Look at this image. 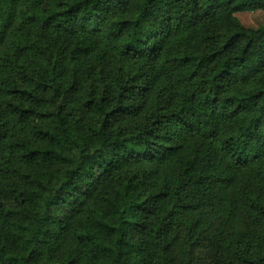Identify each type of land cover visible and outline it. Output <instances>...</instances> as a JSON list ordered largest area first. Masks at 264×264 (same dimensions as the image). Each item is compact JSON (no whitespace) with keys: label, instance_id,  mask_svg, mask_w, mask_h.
Here are the masks:
<instances>
[{"label":"trees","instance_id":"16d2710c","mask_svg":"<svg viewBox=\"0 0 264 264\" xmlns=\"http://www.w3.org/2000/svg\"><path fill=\"white\" fill-rule=\"evenodd\" d=\"M256 11L264 0H0L3 126L27 125L49 105L48 122L23 136L0 131V169L14 151L21 166L58 167L15 171L30 197L23 189L4 202L0 188V264H51L68 226L59 210L92 197L89 224L74 231L77 249L61 264L82 255L90 264H154L152 243L157 263L197 264L201 227L224 253L264 264L235 241L246 223L264 230V27L236 18ZM105 44L125 60L162 59L129 78L119 64L111 98L104 78L102 94L90 82ZM125 108L145 115L111 131ZM78 110L95 116L89 138L71 115ZM142 163L151 165L143 183L131 175L116 186L115 172ZM108 178L109 187L96 188Z\"/></svg>","mask_w":264,"mask_h":264},{"label":"rangeland","instance_id":"374dc122","mask_svg":"<svg viewBox=\"0 0 264 264\" xmlns=\"http://www.w3.org/2000/svg\"><path fill=\"white\" fill-rule=\"evenodd\" d=\"M236 18L240 21V23L246 27V28H253L258 29L259 27H264V11H256V12H246V13H240L236 15ZM107 44L100 45L101 54L107 52V56L104 59V63L102 65L101 71L99 73H96L95 75L97 78L90 79V82H93L95 80L99 83L98 92L102 94L103 91H106L107 88L104 86L103 78L107 82L108 88H109V94L112 98L113 92H114V83L111 79L113 75H115L114 72H116V69L119 64H123V74L126 78H129L132 76L133 71L135 70V67L142 66L143 68H152L154 66H158L159 61L162 59V57L154 59V60H141V61H134V60H125L121 56H119L116 52H113L111 50H107ZM29 87V86H28ZM35 89V86H34ZM41 93H43L41 91ZM0 131H6V134L9 136L10 139H17L20 136H23V132L27 130L28 128L32 127L36 123H47L48 120H42L44 116L47 115L49 112V105L46 106L43 105L38 109L37 114L30 119L29 122H27V125H17L15 121L13 120L12 123L9 124V127L3 126L4 121V114H5V102L7 98L5 96H0ZM132 103L138 104V99H131ZM124 106H126L124 104ZM44 115V116H43ZM71 115L73 117H76L78 119L77 125L80 129L83 130V134L89 138V128L96 124L95 116L92 118H83L85 114L83 111H77V112H71ZM145 113H142L141 115L138 113L130 112L128 109L125 108L121 113L118 115H113L110 120V129L111 131H126L130 130L131 128H135L139 122V117L144 116ZM9 118V117H8ZM7 116L5 120H8ZM132 132V131H131ZM40 144V143H39ZM6 153V152H5ZM16 151L11 152L10 156H7L6 154L2 157V165L6 166L4 169L1 168L0 171V188L4 192V198L3 201L5 202L7 200L8 203H11V199L14 198V195L18 193V191H22L23 189L28 193L27 195L30 197L31 194V188L30 186H26L24 182H22L21 176L16 175L15 171L19 170L21 174L27 173H38L40 175L44 173H53L58 170L57 166H53L47 169H42L37 166H21L17 158L13 157L15 155ZM7 164H9L7 166ZM151 168V165L149 164H135L129 167H122L120 170L114 173L113 178L121 177L117 182L116 186L122 179H126L128 176L134 175L138 178V176L141 178L142 181V173H144V169ZM3 170V171H2ZM113 179L108 178L107 180L103 179L102 183L96 186L100 189V191L104 190L106 187H109ZM150 182V179L146 181ZM140 184V183H139ZM112 186V185H111ZM142 188V189H141ZM140 188V192L147 193V188L145 186H142ZM86 192L87 189H86ZM84 192V193H86ZM15 193V194H14ZM8 198V199H7ZM96 203L97 201L93 200V197L91 199H84L83 205H77L73 204L75 207V210L72 207L69 208V210H59V216H63L65 218V221L67 222L68 226L66 231L62 233V237L60 239V246L57 247L55 253H54V260L51 262V264H61L62 261L69 255L74 254L72 252L73 249H77V246H75V242L73 241L72 235L76 229L79 228V226L83 225L84 223L89 224V214L87 213L88 207ZM73 208V209H72ZM62 211V212H61ZM181 218L183 219V222L178 223L180 226V234L182 243H184V237L186 236V228L183 226L186 222V215H181ZM260 226V224L252 223V224H245L244 231L236 238L235 241L238 243L241 242L242 244L246 245V249L251 251L252 255L260 254L264 256V230L257 229V227ZM204 227H201L199 229V232H197V238L193 239V246H194V255L195 259L197 261V264H245L241 260L238 259L237 256L233 255L232 253H224V251L215 245H218V241H215V239H212L211 234L207 231L206 233H203ZM199 240V241H198ZM197 243H196V242ZM76 247V248H75ZM152 247V253L154 254V264H161V262L157 263L158 260L157 256H159L160 248L154 249L153 243L151 245ZM171 252L174 256H176L178 259L177 261L180 262L179 258H181V255H178L175 251V249H171ZM44 262V258L42 260ZM75 264H82V263H94L88 261L84 255L81 256L80 259L76 261ZM98 264L101 262L96 261Z\"/></svg>","mask_w":264,"mask_h":264}]
</instances>
